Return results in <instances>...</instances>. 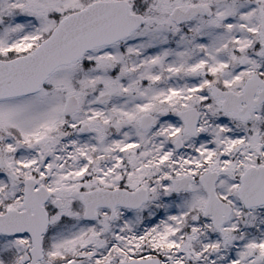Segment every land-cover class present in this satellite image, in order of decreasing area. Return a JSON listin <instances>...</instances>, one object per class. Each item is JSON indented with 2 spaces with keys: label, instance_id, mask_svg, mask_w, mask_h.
I'll return each instance as SVG.
<instances>
[{
  "label": "snow or ice",
  "instance_id": "snow-or-ice-1",
  "mask_svg": "<svg viewBox=\"0 0 264 264\" xmlns=\"http://www.w3.org/2000/svg\"><path fill=\"white\" fill-rule=\"evenodd\" d=\"M0 264H264V0H0Z\"/></svg>",
  "mask_w": 264,
  "mask_h": 264
}]
</instances>
